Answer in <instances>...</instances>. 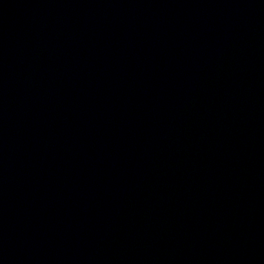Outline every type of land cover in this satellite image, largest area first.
<instances>
[{"label":"water","instance_id":"95a60500","mask_svg":"<svg viewBox=\"0 0 264 264\" xmlns=\"http://www.w3.org/2000/svg\"><path fill=\"white\" fill-rule=\"evenodd\" d=\"M0 264H264V0H0Z\"/></svg>","mask_w":264,"mask_h":264}]
</instances>
